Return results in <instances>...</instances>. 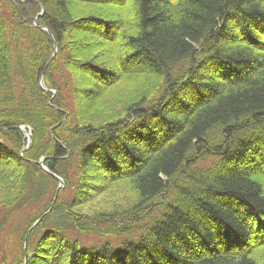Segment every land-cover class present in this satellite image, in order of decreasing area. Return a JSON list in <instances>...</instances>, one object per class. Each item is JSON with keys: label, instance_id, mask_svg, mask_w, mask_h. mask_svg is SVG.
<instances>
[{"label": "trees", "instance_id": "16d2710c", "mask_svg": "<svg viewBox=\"0 0 264 264\" xmlns=\"http://www.w3.org/2000/svg\"><path fill=\"white\" fill-rule=\"evenodd\" d=\"M125 1L0 0V213L52 195L12 264L58 188L44 157L72 197L27 264H264V0ZM109 189L126 210L84 212Z\"/></svg>", "mask_w": 264, "mask_h": 264}, {"label": "rangeland", "instance_id": "374dc122", "mask_svg": "<svg viewBox=\"0 0 264 264\" xmlns=\"http://www.w3.org/2000/svg\"><path fill=\"white\" fill-rule=\"evenodd\" d=\"M132 0H126L125 1V7L122 6V15L123 17L126 18H130V15L132 14L133 10H132ZM127 7V8H126ZM124 9H126L127 11H124ZM117 12V11H116ZM117 15V14H116ZM116 15L113 17V14L110 13V18H115ZM115 20V19H114ZM94 50H96V48H82L80 50L79 56H82V62L83 61H87V55H89V53L95 52ZM101 54L103 55V53L101 52ZM86 58V59H85ZM87 76L90 77V74L88 73ZM198 77V76H195ZM90 84V78H88V81H86L85 84ZM125 86H129L128 83H123ZM178 100V98H177ZM176 100V101H177ZM171 100H168V102ZM173 99V102H176ZM254 130H251L250 132L248 131L246 134H241L240 135V139L241 140H245L248 136L249 139H253V141L251 142V145L256 146L255 144L258 142L259 144H261L260 142V138L261 135H259V133L261 132L260 129V125H255ZM174 134H177V132H175ZM173 134V135H174ZM247 138V139H248ZM244 143V141L242 142ZM262 145V144H261ZM231 150H235L232 145L230 146ZM260 145L257 146V150L258 152H261L263 150L259 149ZM232 151V152H233ZM231 152V153H232ZM263 154H258L259 157H263L264 152H262ZM245 163H243L242 165H244ZM250 164H252V162H250ZM225 171V169H223ZM115 187V184L112 186V188ZM70 187L65 189L67 190L66 193H64L63 195H61L62 200H70L72 195L70 194ZM108 192V193H106ZM106 192H104L103 194H101L100 196H98L94 201H92L89 205L86 206V208L84 209V212L86 213H101V212H114L116 211L115 209L119 210L121 209V211H124L127 209V203L130 201L128 200L127 196L128 194L122 193V194H117V191L114 189H109ZM51 190L49 191V194L47 193L45 196H43L41 198V202L37 203L35 201H31L26 207H22V206H18L15 207L13 209L10 210H4L0 213V264H8L11 263L13 261V258L17 255V249H18V243L20 238L22 237V234L24 233V230L26 229L30 219L32 218L33 215H36L35 210L37 208H39L40 206H42L43 204L45 205L44 207H46L47 203L49 201H51L52 199V195L50 194ZM106 193V194H105ZM168 200H172L171 198ZM37 203V204H36ZM121 207V208H120ZM161 212V210H159ZM138 231H134V238L138 237L141 233H139L140 231H148V230H153V231H157V228L160 226H143L146 230H141V226ZM261 230L263 231L262 233H264V228L263 226H261ZM259 228H255L254 229V233H255V238H254V245H258V243L256 241L261 240L260 239V235L262 234L261 231L258 230ZM86 234H81L78 235L79 238L83 239L85 242H93V243H98L99 240L96 238H92V236H88V238H84ZM188 237H191L188 236ZM192 239V238H191ZM216 239L218 240L220 245L223 246H229L226 245L227 242L224 239L223 235L221 234L220 236L218 235V233L216 234ZM107 241H109V239H106ZM34 241V240H33ZM32 241V243L34 244V242ZM113 244L117 245L121 242V238H119V233L117 234V237H115V239H113ZM226 242V243H220V242ZM232 247V246H231ZM227 249V248H226ZM187 251H189L188 248H186ZM186 251V252H187ZM193 255V254H192Z\"/></svg>", "mask_w": 264, "mask_h": 264}, {"label": "water", "instance_id": "95a60500", "mask_svg": "<svg viewBox=\"0 0 264 264\" xmlns=\"http://www.w3.org/2000/svg\"><path fill=\"white\" fill-rule=\"evenodd\" d=\"M44 30L47 31V29H44ZM44 161H45V160H43V161L41 162V164H40L42 168H43ZM26 258H27V255H26Z\"/></svg>", "mask_w": 264, "mask_h": 264}]
</instances>
